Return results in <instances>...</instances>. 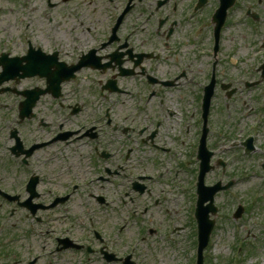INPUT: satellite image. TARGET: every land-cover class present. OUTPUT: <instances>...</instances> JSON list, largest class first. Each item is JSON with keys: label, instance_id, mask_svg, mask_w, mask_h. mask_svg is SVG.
<instances>
[{"label": "rangeland", "instance_id": "1", "mask_svg": "<svg viewBox=\"0 0 264 264\" xmlns=\"http://www.w3.org/2000/svg\"><path fill=\"white\" fill-rule=\"evenodd\" d=\"M244 1L237 0V4L242 5ZM52 2L53 7H49L47 0H0V53L22 55L27 42L30 41L33 46L43 47L42 49L49 53L61 50V60L70 63L79 56L81 50L88 51L94 41L102 38L106 31L104 26L106 21H100L99 18L101 16L107 18L108 15L104 9V0L72 2L53 0ZM253 5L254 2L250 3L249 0L245 3V7ZM217 8L218 2L211 0L197 15L199 26L206 21L199 34L202 52L198 53L194 43L182 35L184 30L187 35L192 32L195 24L182 22L175 37L185 46L180 57L183 59L182 64L188 63L187 80H183L184 86L167 90L161 88L160 94L151 103L153 109L149 111L151 116L147 118V122L150 127L147 129L155 130L156 142L163 144L165 148H171L172 151L166 155L155 153L149 145L138 144L134 139L124 137L118 140L123 145L119 158L125 163L123 174L127 178L122 180L121 177H117L119 180L113 179L108 183H92L98 174L104 172L96 166L91 152L77 150L75 143L56 144L49 149H42L31 163L49 179V183H40L39 189L43 187L51 189L53 193L69 194L72 197L67 203L52 210L39 212L37 217L41 218L42 223H37L33 217L26 219L25 212L21 210L10 219L9 206L1 204L0 225L7 226L0 231V260L5 264H11L15 260L30 261L38 256L36 264H109L105 263L100 253V250L105 248L109 252L116 251L118 253L116 257L123 259L122 263L110 264H123L127 255L132 257L131 261L135 264H156L154 255L162 259V264H194L197 240L193 237V233L196 226L190 214L197 200L196 189L192 187L197 177L194 173L197 168L194 146L198 140L197 117L200 113L196 98L200 95L203 86L208 85L212 76L215 58L212 47L214 25L211 17ZM182 9L180 11L186 10L185 7ZM242 13L243 11L239 9L231 12L230 22L222 31L220 50L216 58L219 62L215 72L218 86L211 106V121L216 133L210 134L208 146L216 151L219 157L224 158L228 165L224 173L221 170L218 171L219 173L212 172L205 181L206 185H215L221 180L226 184L232 179L236 183L230 192L222 193L216 199L219 214L212 244L205 251L207 264H232L237 244L248 234L251 236L246 239V247L238 253V258L240 257L241 260L245 258V262L241 261L240 264L264 263V223H262L264 222V171L261 168L264 163V116L262 115L261 123L257 128L259 136L254 132L257 137L256 145L263 154L259 152L252 157H246L238 151L222 152L223 147L228 149L229 142L236 141L234 138L242 141L249 132L248 127L258 125L260 117L256 114L260 110L259 105L264 106V80L258 86L246 87L247 84L261 80L259 67L264 64L262 48L264 23L252 25L251 21H243ZM251 13L264 15V6L253 8ZM178 17L180 18V14ZM157 21L158 18H155L146 25V32L139 36L140 41L150 36L148 31L151 29L152 35L155 36ZM131 26L129 24L127 28L130 29ZM89 29L93 31L89 32ZM63 52L72 53L74 57L69 59ZM166 54L168 55L167 52ZM174 59L175 56L168 61L171 68L174 66ZM175 72L177 69L173 70V73ZM115 73H107L105 79L103 75L97 73L82 72L80 87L72 83L65 86V92L73 87L80 89V92L60 100V104L65 108H60L59 113L58 110L54 111L57 120L61 122L66 117H70L67 105H74L79 101L87 102V109L83 115L68 123V127L77 128L84 121V117L97 116L103 114L105 110L110 111L118 122L123 123V126L137 127L134 119L135 101L131 96L125 95L124 92L120 94L105 92V98L98 96L103 87L98 85L99 78H103L102 83L106 85ZM222 84L230 85L228 91L235 90L236 93L228 97V91H223L220 87ZM118 86L123 90L125 88L134 90L138 83L130 78L124 79ZM143 90L142 98L146 93L144 88ZM1 103H7L11 107L7 109L0 107V129L4 128L0 133V179L4 182L1 183L4 188L16 191L22 184L23 177L18 173L16 164L8 163L9 152L6 151V143L8 127L17 118V107L14 102H5L4 98H0ZM168 111L176 115H169ZM186 113L192 114L193 117H187ZM159 116L161 118L158 120ZM157 121L161 127L160 124L156 127ZM239 135L241 136L237 137ZM128 151L132 152L126 160ZM188 159H190L189 174L184 166L179 167L180 161ZM152 164L156 165L155 169L152 168ZM160 170L165 175L160 181L150 182L151 193L134 200V191L131 189L132 178L146 173L156 175ZM176 172L182 189L183 186H191L192 190L190 188L185 193L177 189L173 191L174 195L169 192L171 188L169 179ZM46 177L44 176V179ZM73 181L80 186L74 191L70 189L71 184H74L71 183ZM162 192H164V201ZM43 193L44 196L39 201L47 202L54 198L46 191ZM256 193L260 195L259 201H255ZM172 197L177 200L174 219L169 217ZM100 198L115 203L107 209L98 202ZM237 203L250 206L243 218L238 221L233 218ZM146 208L149 210L144 212ZM132 210H137L138 213L132 216ZM60 214L65 216L62 220L56 219ZM256 218L259 219V223L256 222ZM92 219L94 226L91 224ZM96 227L105 237L110 238L108 239L110 243L107 241L100 243L93 238L90 232L92 233ZM47 231L50 232L47 234ZM150 231L153 232L149 233ZM66 236L77 242L83 241V244L91 246L95 252L93 254L76 250L56 252L55 239ZM135 244L140 246L136 251L131 252V247ZM175 245L180 247L179 251L176 250ZM252 248L255 255L250 257L247 251ZM253 253L249 252L251 255Z\"/></svg>", "mask_w": 264, "mask_h": 264}, {"label": "flooded vegetation", "instance_id": "2", "mask_svg": "<svg viewBox=\"0 0 264 264\" xmlns=\"http://www.w3.org/2000/svg\"><path fill=\"white\" fill-rule=\"evenodd\" d=\"M72 1L74 0H71V2ZM202 1L203 0H104V9L108 15L107 18L101 16L99 20L106 21L105 27L110 26L112 28L115 24H119V28L115 35H111L112 31L110 29L102 38L93 42V45L86 51V54L93 58L92 62L91 64H84L85 67L79 70L77 78L85 71L103 75L105 79L107 73L114 74V72H116L115 76L108 81H116L117 84L118 79L133 78L138 83V86L135 87L136 95L133 98L136 109L134 119L135 123L138 125L137 127H122L115 122V116L112 117V115H110L109 117L107 112L97 116L84 117V121L81 122L77 128L68 127V123H72V120L84 114L87 106L79 103L69 105L68 111L70 117H66L64 122L60 123L59 119L57 120L55 117L54 111L58 110L59 113L60 108H65L60 104V100L64 97V93L61 99L56 98L53 94L39 96V98L32 103L34 106L31 116L21 120L19 117V108L21 104L26 101V97L28 96L27 92L44 90L47 86V81L40 77H15L6 84L0 86V98H4L5 102L8 103L14 102L17 107V118L12 125L8 127L9 133L6 151L9 152L10 155L9 163L14 164V161H16L18 173H21V177H23L22 183H25L24 187L22 185L20 186V190L22 191L21 195L12 193L11 190H3L8 195L15 198L14 201L7 200L0 195V200L3 203L16 206L12 212L9 211V218L19 210H23L31 216H35L39 210H44V206L41 208L42 205L38 203L40 194L37 191V186L39 183H49V179H47L45 174H42L40 169L31 168V163L42 149L46 150L61 143H75L77 145V150L91 152V156H94L96 159V166L104 172V174H98L97 181L107 183L109 180L108 176L120 177L122 175L121 171L124 170L122 159L119 158L123 145L118 140L127 137L134 139L138 144L149 145L151 149L156 148L157 132L155 130L148 131L147 129L150 127L149 122H147V118L151 116L149 111L153 109L151 103L158 97L161 88L167 90L176 87L182 79H186L187 72L182 71V69L184 65H186L187 69L188 64H182L183 59L180 57L185 46L182 42L177 41L175 35L180 29L179 27L182 25V22L190 25L195 24V28L192 32H189L187 35L184 30L182 35H185L190 42L194 43V47H196L198 51L200 47L199 34L201 31L199 30L197 15L201 10L198 9V6ZM209 1L210 0H206L205 7L208 5ZM249 1L253 3L254 0ZM262 2V0H259V5H262ZM48 6L53 7L50 0L48 1ZM183 7H185L186 10L180 11L183 10ZM179 14L180 18L178 17ZM155 18H158L157 27L154 30L155 36L152 35L153 31L151 29L148 31L150 36L140 41L139 36L146 32V25L153 22ZM259 21L264 23V15L259 18L258 22ZM205 23L206 21L203 22V24ZM129 24L132 25L130 29L127 28ZM92 31L93 29H89V32ZM27 44V52L22 56L23 58L27 55L29 48L32 47L30 42ZM83 51L84 50H81L80 52ZM54 52L58 53L59 63L65 65H60L58 62L53 63V61L49 62V65H53V71L59 72L60 68L63 66L73 67L80 63V56L72 62L66 63L61 60L58 51ZM65 56L72 59L74 54L67 53ZM174 56L175 63L171 68L168 61ZM4 63V61H0V65ZM25 66L26 63H23L20 75H23ZM174 69H177V72L173 73ZM130 72L134 74L132 77L121 78V73H124L126 76ZM102 81L103 78H99L98 85L103 86L101 87V91H103L104 88ZM170 84H173V86ZM143 88L146 90V93L142 98ZM32 96L35 97V94ZM0 105V107L6 109L11 107L7 103H1ZM55 107L58 108L55 109ZM109 120H111V122H109ZM157 122L156 127H159L160 123L159 121ZM125 129H130L129 135H125ZM132 135H138L139 137H132ZM13 149H15V151H13ZM28 152L31 153L28 154ZM131 152L132 151H128L126 159H129ZM118 160L121 161L119 162ZM152 168L155 169L156 165L152 164ZM44 176L46 177L45 179ZM160 176L162 177L163 174H160ZM141 178H144V180L141 181ZM151 180L159 179H156L155 175H153V177L142 176L132 182V189L135 196L134 200L139 196L151 193V183H149ZM0 183L4 182L0 179ZM27 183H38L34 195L28 191ZM140 186L144 187L142 193H139V191H141ZM29 199L32 205L31 208L25 205ZM70 199L71 197L68 198V200ZM148 210L149 209L146 208L144 212ZM36 221L40 223L41 219L37 218ZM4 226L6 227V224H4ZM60 240L73 242L68 238L58 239L57 242L59 246L57 251L65 250L62 249L64 244H59ZM79 246L82 248L79 250H85L83 244ZM15 263L19 264L20 262ZM0 264H5V262L0 260Z\"/></svg>", "mask_w": 264, "mask_h": 264}, {"label": "water", "instance_id": "3", "mask_svg": "<svg viewBox=\"0 0 264 264\" xmlns=\"http://www.w3.org/2000/svg\"><path fill=\"white\" fill-rule=\"evenodd\" d=\"M229 7H230V4H228V5H224L223 8H222L221 11H220V16H219L220 25L218 26V30H219V28L221 27V25H222V23H223V21H224V19H225V13H226V10H227ZM205 223H206V222H205ZM203 233H204V234L201 235V237H202V241H204V239H206V241H207V240H208V235H207V236H204L205 233H206V229H205L204 226H203ZM206 241H205V243H206ZM203 248H204V247L201 248L200 253H202ZM200 261H201L200 264H202V258H201V256H200Z\"/></svg>", "mask_w": 264, "mask_h": 264}, {"label": "bare ground", "instance_id": "4", "mask_svg": "<svg viewBox=\"0 0 264 264\" xmlns=\"http://www.w3.org/2000/svg\"><path fill=\"white\" fill-rule=\"evenodd\" d=\"M171 203H172V207H171V210H170V216H171V219H174V216H175V205L177 203V200L172 198L171 200Z\"/></svg>", "mask_w": 264, "mask_h": 264}]
</instances>
